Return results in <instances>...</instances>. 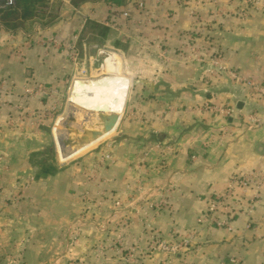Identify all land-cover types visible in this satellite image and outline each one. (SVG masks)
<instances>
[{
	"label": "crops",
	"instance_id": "1",
	"mask_svg": "<svg viewBox=\"0 0 264 264\" xmlns=\"http://www.w3.org/2000/svg\"><path fill=\"white\" fill-rule=\"evenodd\" d=\"M132 1L128 8L131 15L118 19L112 17L103 0L82 4V9L94 10L84 25L68 6L69 17L59 18L43 30V37H55L62 48L40 44L34 36L26 49L25 62L11 57L9 67L0 68V76H14L17 86L12 99L16 100L14 95L23 94L20 84H27V88L61 87L69 74L98 71L91 64L102 48L107 53L117 51L130 69L125 104L140 110L137 134L123 135H129L130 140H155L159 148L139 168L140 148L120 141L117 156L100 173L99 185L120 191L142 174L146 177L140 182H153L154 188L151 194L146 190L131 197L130 205H137L128 211L103 213L104 227L100 230L105 231L92 227L89 239L104 234L120 239L125 248L148 250L154 234L167 242L190 235V244L175 256L154 251L140 257L136 264H264V189L251 212L230 217L229 229L200 220L207 200L222 191L231 176L264 167V98L237 78L243 75L264 82V0ZM83 43L92 49L91 54ZM189 43L198 48L196 52L188 50ZM68 44L82 45L81 64L86 70L78 67L77 57L68 55ZM213 56L222 70L211 64ZM22 73L26 81L20 80ZM2 90L0 86V96L4 95ZM22 96L27 104L32 102V97ZM208 101L232 107L234 112L228 116L208 113L202 108ZM127 115L123 118L130 120ZM249 115L259 117L262 123L253 124ZM0 128V140L12 147L20 130L3 124ZM0 155L9 153L0 151ZM58 170L47 176V182L63 177L72 181L69 170ZM166 186H172L171 193ZM78 187L71 184L63 194ZM245 193L250 196L252 190ZM148 204L155 207L147 208ZM217 217L223 218L221 214ZM65 223L60 224L64 227ZM63 227L30 228L28 247L36 253V262H52L53 257L61 255L53 236ZM64 255L72 257L76 252Z\"/></svg>",
	"mask_w": 264,
	"mask_h": 264
},
{
	"label": "rangeland",
	"instance_id": "2",
	"mask_svg": "<svg viewBox=\"0 0 264 264\" xmlns=\"http://www.w3.org/2000/svg\"><path fill=\"white\" fill-rule=\"evenodd\" d=\"M5 1L0 0V68L2 70L9 67L8 62L11 57L19 58V63L23 64L30 40L34 36L35 40L37 37L40 39L44 35V28L51 27L55 20L69 17L71 12L68 10V5H84L89 2L86 0H11L12 5L3 9L2 7H6ZM103 1L107 5V0ZM129 1L116 0L111 13L112 17L123 18L121 12L130 8L129 4L134 3L132 0L130 3ZM95 2L100 0L92 1V3ZM76 19L80 20L78 17ZM94 43L100 46L105 45L100 42L91 44ZM51 44L62 48L60 42ZM83 44L88 48L87 53L91 54L92 49H89L87 44ZM121 45L119 44L118 47L123 52ZM67 46L68 55L73 56V59L77 57L76 63L80 68L83 59L82 54L80 55L82 45L68 44ZM197 49L195 45H188L190 52H196ZM102 51L97 58L95 56L91 64L93 68H99L94 74H86L82 71L69 74L63 85L55 88H44L43 85L27 88V84H20L23 94L32 97V102L29 104L20 92L14 95L18 99H12L13 88L17 86L13 82L16 81L14 76L11 78L8 74L0 76V86L4 92V95L0 96V118H3L0 124L19 129L21 133L18 134L19 139L12 141V147L0 140V151L8 152L10 157L0 155V264H136L140 257L151 252L161 251L175 256L178 251L190 244L189 242L177 250L166 249L162 245L178 243L184 237L174 242H167L160 240L154 234L151 236L148 250L141 248L135 250L125 248L120 239L110 238L104 234L92 240L89 239L88 231L92 227L98 230L104 227L101 219L103 213L128 211L137 205H130L131 197L139 196L146 190H149L151 194L154 188V185H151L153 182H140L141 178L146 177L142 174L131 186L129 183L125 184V188L120 191L112 188L105 189L99 185L100 173L117 156V147H121L120 141H126L136 146L135 148H140L141 154L138 156L137 165L139 168L148 161L150 153L156 152L159 148L155 140L142 141L141 138L130 140L129 135L127 137L123 135L125 134L123 132L137 134L136 124L139 123L140 115L139 108H129L125 104L130 85V69L124 62L123 56L120 57L117 51L107 53L105 48H102ZM106 57L111 62L120 60L123 68L120 67L117 73L106 72V64H104ZM212 60L218 61V59L215 56L210 58L211 64L216 67ZM86 65L90 66L88 63ZM81 67L86 70L85 65ZM114 74L125 75L128 78V87L122 109L119 112H104L112 128L111 131L76 153L63 158L62 151H74L77 149L76 145L88 141L85 133L88 128L84 120L88 122L91 118L96 120V117H92L96 115L94 111L78 105L72 107L69 104L68 94L72 82L78 79L76 77H83L84 82L94 88L102 89L107 86L112 77L109 75ZM19 77L20 80L26 81L23 73ZM124 114H128V117L130 115V120L126 116L123 118ZM77 159L78 162L75 163ZM75 165L78 168L75 169ZM44 168L59 169L58 172L62 169L69 170L72 181L68 182L63 177L57 182H47V176L56 174V171L42 172ZM76 180L82 182H75ZM71 184L79 186L78 189L68 190L67 194H63V191L66 192L65 188ZM171 188L172 186H166L167 193H171ZM151 206L155 207V204H148L147 208ZM123 221L127 222V218ZM62 222H66L64 227L60 224ZM34 226L50 230L63 227L57 235L53 236V242L61 255L53 257L52 262L35 261L36 253L28 247L32 232L30 228ZM104 231L100 230V232ZM79 246L84 248V251L81 252L82 249L79 250ZM75 252L76 255L72 257L64 255V253L74 254Z\"/></svg>",
	"mask_w": 264,
	"mask_h": 264
},
{
	"label": "built area",
	"instance_id": "3",
	"mask_svg": "<svg viewBox=\"0 0 264 264\" xmlns=\"http://www.w3.org/2000/svg\"><path fill=\"white\" fill-rule=\"evenodd\" d=\"M91 3L93 0H86ZM96 1V0H95ZM249 1V0H248ZM116 0H107V7L110 8L112 11L113 7L115 6ZM5 6H11L12 1L6 0ZM69 7H73L74 14L80 19V24L84 25L87 20L92 18L94 14V10L82 9L80 5H68ZM130 15L129 9L123 10L121 12V16L126 18ZM51 41V42H49ZM190 41V40H189ZM36 42L43 44V43H59V41L52 37H40V39H36ZM189 45H191L189 43ZM194 47V46H189ZM191 50H194L191 48ZM198 60H203V58H198ZM213 64L219 70H222L223 67L218 64V61H213ZM238 80L244 83L252 93H258L264 98V82H257L252 78L240 75L237 76ZM204 110H208L211 112L220 113L223 116H228L234 112L232 107H223L217 105L212 102H205L203 106ZM248 120L251 121L255 125L261 124V120L259 117L255 115H249ZM264 188V167L260 169H255L250 172L246 173H238L231 176L224 184L222 191L214 194L207 200V204L205 209L202 211L200 220L211 222L216 226H226L228 229L230 217L235 215L238 212H245L249 213L254 208L255 204L258 202V199L261 195V190ZM252 190V195L248 196L245 195L246 190ZM222 213L223 218L219 219V216ZM250 224H247L249 227ZM184 238L180 242H176L173 244H166L162 245L163 248L166 249H181L183 246L187 245L190 242V235L183 236Z\"/></svg>",
	"mask_w": 264,
	"mask_h": 264
},
{
	"label": "bare ground",
	"instance_id": "4",
	"mask_svg": "<svg viewBox=\"0 0 264 264\" xmlns=\"http://www.w3.org/2000/svg\"><path fill=\"white\" fill-rule=\"evenodd\" d=\"M105 64L106 72L117 73L120 68L118 60L111 62L108 58L105 60ZM109 76L112 77L109 79L107 86L102 89L94 88L82 79L74 80V84L72 83L68 95V100L70 99L73 104L87 110L99 112H119L124 104L128 82L127 79L121 75L114 74Z\"/></svg>",
	"mask_w": 264,
	"mask_h": 264
},
{
	"label": "water",
	"instance_id": "5",
	"mask_svg": "<svg viewBox=\"0 0 264 264\" xmlns=\"http://www.w3.org/2000/svg\"><path fill=\"white\" fill-rule=\"evenodd\" d=\"M68 102L72 107L77 106V105H74L70 99L68 100ZM94 112L96 113V115L92 116V117H96V120H94L92 118H91L90 122H88L87 120H84L86 122L84 124L88 128L85 130V133L87 134L88 141H85V143H83V144L76 145L77 149H75L74 151H70V150L69 151H62V154H63L62 157L63 158L68 157V156L72 155L73 153H76L78 150H80L81 148H83L87 144H89L93 141H96L97 139L101 138L103 135H105L111 131L112 128H110V125H109L108 121L106 120V115L104 114V112H99V111H97V112L94 111ZM78 114H80V113H78ZM86 117H88V116L86 115ZM60 152H61V147H60Z\"/></svg>",
	"mask_w": 264,
	"mask_h": 264
},
{
	"label": "trees",
	"instance_id": "6",
	"mask_svg": "<svg viewBox=\"0 0 264 264\" xmlns=\"http://www.w3.org/2000/svg\"><path fill=\"white\" fill-rule=\"evenodd\" d=\"M7 7H9V6L2 7V8L4 9V8H7ZM0 9H1V8H0ZM3 9H2V10H3ZM28 13H31V12H28ZM51 170L53 171L54 169L52 168V169H47V170H46V168H44V169L42 170V172H46V173H47V172H49V171H51ZM55 171H56V170H54L53 172H55Z\"/></svg>",
	"mask_w": 264,
	"mask_h": 264
}]
</instances>
